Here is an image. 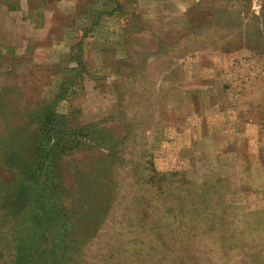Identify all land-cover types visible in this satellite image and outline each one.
Listing matches in <instances>:
<instances>
[{
    "label": "rangeland",
    "instance_id": "1",
    "mask_svg": "<svg viewBox=\"0 0 264 264\" xmlns=\"http://www.w3.org/2000/svg\"><path fill=\"white\" fill-rule=\"evenodd\" d=\"M28 159L38 221L14 208ZM188 252L264 264V0H0V264Z\"/></svg>",
    "mask_w": 264,
    "mask_h": 264
},
{
    "label": "trees",
    "instance_id": "2",
    "mask_svg": "<svg viewBox=\"0 0 264 264\" xmlns=\"http://www.w3.org/2000/svg\"><path fill=\"white\" fill-rule=\"evenodd\" d=\"M56 116L57 115L54 113L52 107L49 105L44 107L43 110L40 111L37 115H33V122H37L38 127L40 128V136H39L38 141L35 143L36 147L34 145V148H33V150L35 149L34 152H37L39 149L41 150L42 145H43V138L48 139V140H51L54 138L51 135L50 127L55 122ZM94 142H96V143H94V145L97 147L99 145H102V144L97 143L96 138L94 139ZM55 145L53 144V146H52L53 150H55L57 148V146H55ZM72 149H74V148H72ZM40 150H39V152H40ZM35 154H37V153H35ZM46 156L49 157L50 154H46ZM28 162L31 164L32 171L29 169V171L27 173V177L29 179V176L33 175L34 182L32 184L28 183L29 185H25V186L22 185L19 188V192H16V195H15V202L16 203L14 205V208L17 209V211H15V214L18 215L17 218H24V217L28 216L27 219L31 218L32 220L34 219V221H38V220L42 219V216H44V215L40 214V213H36V212L40 211L43 203L51 204L54 194L50 195L52 193V191H51L52 189H51V185L48 183V176H46L44 179V174H45L44 163L41 162L40 160L39 161H33L30 159H28ZM29 173H30V175H29ZM50 173H51V171H50ZM47 183H48V185H47ZM40 189H42V191H43L42 193H41ZM30 197H32V200ZM94 197L95 196H91V198H94ZM219 199L220 200L217 202L218 203L217 206L215 205L214 208L215 207L217 208L219 205L226 206L224 199L223 198H219ZM23 204L25 205V207H27V214L24 212H21V209L24 207ZM59 206H60V203L57 205V209H59ZM63 210L64 209H62V211ZM93 210H94V208H92L89 212H87L86 210H80V213H82L84 215L86 213H91L90 215L92 217L93 216ZM213 211H215V209L212 210L211 212H213ZM50 213L56 219H59V217H60L59 212L58 213L50 212ZM96 213L100 215L98 208H96ZM36 217H40V218L37 219ZM97 219L94 217H93V220L91 219L92 230L88 231L89 236H90V234L93 233V230L96 228V226L98 224ZM89 236H87V237H89ZM54 247H58V246H54ZM188 254L190 255V260H189L190 264H205L204 261L200 260V256H199L200 254L196 255V254H191L190 252H188Z\"/></svg>",
    "mask_w": 264,
    "mask_h": 264
}]
</instances>
